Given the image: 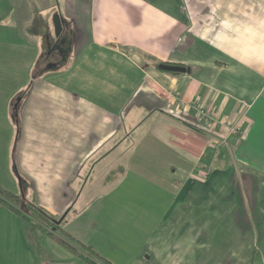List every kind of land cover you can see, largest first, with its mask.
Listing matches in <instances>:
<instances>
[{
	"label": "crops",
	"instance_id": "0c3cea01",
	"mask_svg": "<svg viewBox=\"0 0 264 264\" xmlns=\"http://www.w3.org/2000/svg\"><path fill=\"white\" fill-rule=\"evenodd\" d=\"M38 1H11L20 22L33 20L29 6ZM1 2L0 68L25 62L28 71L41 67L24 98L18 99L17 87L0 97V132L21 131L24 168H33L29 128L38 135L34 149L45 138L44 158L54 157L59 172L65 163L68 174L70 165L94 156L121 131V140L128 132L136 135L150 117L146 131L157 133V150H148L165 159L169 176L184 180L176 189L183 193L182 208L198 207L193 229L200 232L185 238L187 255L197 254L205 264H264V0H65L81 43L65 66L67 54L57 48L55 56L31 65L29 45L8 40L14 24L5 25V18L15 11L7 10L8 0ZM23 28L18 37H30L31 44L30 28ZM52 31L50 26L42 35L39 54L50 47ZM163 62L186 71L165 70ZM237 122L241 131L231 134ZM215 141L219 148L209 158ZM3 147L6 169L4 155L10 160L12 149ZM203 170L207 178L197 176ZM48 237L0 202V264H89L54 239L59 252L48 257Z\"/></svg>",
	"mask_w": 264,
	"mask_h": 264
},
{
	"label": "rangeland",
	"instance_id": "374dc122",
	"mask_svg": "<svg viewBox=\"0 0 264 264\" xmlns=\"http://www.w3.org/2000/svg\"><path fill=\"white\" fill-rule=\"evenodd\" d=\"M11 1L8 0L10 7L7 10L13 8L15 13L11 15L13 11L8 10L5 25L14 24V28H7V34L12 33L8 40L16 47H21L22 41L25 42V48L29 45L31 65L34 61L37 63L42 56L39 54L45 45L42 35L48 27H55L54 14L60 12L63 15L67 29L58 41L55 39V30L52 31L50 39L51 45L56 41L57 49L67 54L62 63L65 62L64 66L69 65L68 58H73L81 44H78L74 36L76 18L68 15L72 12V5L65 3V0L31 2L29 8L33 20L25 24L18 20L17 2ZM2 3L0 0V12L4 7ZM21 7L22 5L18 6L20 14ZM23 26L30 28L31 44L28 40L30 37H18ZM39 67L28 71L25 62V66L10 63L8 67L0 68V97L6 96L16 87L22 94L29 93L33 88L34 72L41 68ZM22 94L19 98L24 96ZM27 97L29 95L25 96ZM149 119L151 118L143 119L136 135L131 131L121 140L125 136L121 131L94 156L81 160L77 166L70 165L68 174L64 172L65 163L59 172L56 170L54 157L44 158L43 152L48 151L45 138L41 139L37 150L34 149L33 144L38 140V135L31 128L25 133L29 136H25L30 149L27 156L37 172L33 168H24L20 163L18 152L24 146L18 127L13 134L10 129L5 132V136L0 132V145H4L3 148L9 145L12 149L10 160L4 155L8 164L6 169L0 164V184L21 194L27 201H35L48 211L57 212L58 216H66L64 226L72 234L92 245L115 264H205L197 254L187 255L185 250V238L200 232L193 229V223L198 220V207H192L191 211L182 208L183 193L179 194L180 191L177 192L176 189L184 180L180 176H169L165 159L153 157L148 150H157L153 148L157 133L146 131L151 126L147 122ZM50 137H54V134ZM115 143L116 148L110 149ZM35 151H39V157L34 155ZM2 155L0 153V157ZM203 171H199L197 176L204 178ZM208 207L206 205L202 208L206 210ZM52 239L48 237L43 244L48 257L59 252L56 249L57 243H51Z\"/></svg>",
	"mask_w": 264,
	"mask_h": 264
},
{
	"label": "trees",
	"instance_id": "16d2710c",
	"mask_svg": "<svg viewBox=\"0 0 264 264\" xmlns=\"http://www.w3.org/2000/svg\"><path fill=\"white\" fill-rule=\"evenodd\" d=\"M59 38L55 36L56 41H58ZM56 41L54 42V44L51 45V39L48 38L47 45H49L50 47L47 49L48 51L46 50V53L40 56V61L38 65L40 64V62L44 61L50 56L52 55L55 56L53 52L57 48L55 46ZM21 94L22 93H20V95ZM14 110H15L14 115L17 116L18 123L20 125V118L16 113L18 112L17 107L14 108ZM210 148L213 150V152L208 154L209 158L213 157V153L215 151L211 145ZM0 202L8 206L10 210H13L21 214L28 221L33 231L39 233L40 235L47 234L49 236H52L57 243H59L60 245H62L64 248L68 249L72 253L78 255L81 259L85 260L87 263L115 264L114 262L103 256L102 254H100L92 245L86 243L85 241H82L79 237L72 234V232H70L64 226V220L66 216L61 217L56 214H53L52 212L48 211L46 208H43L42 206L36 204L35 201L25 200L21 194L14 192L11 189H8L2 184H0ZM58 231L59 234H57Z\"/></svg>",
	"mask_w": 264,
	"mask_h": 264
},
{
	"label": "water",
	"instance_id": "95a60500",
	"mask_svg": "<svg viewBox=\"0 0 264 264\" xmlns=\"http://www.w3.org/2000/svg\"><path fill=\"white\" fill-rule=\"evenodd\" d=\"M53 22H54V30H55V36L56 37H61L63 31H64V22L62 19V16L59 12L55 13L53 16ZM161 68L165 69V70H171V71H186L185 67H182L180 65H176V64H170V63H161L159 65Z\"/></svg>",
	"mask_w": 264,
	"mask_h": 264
},
{
	"label": "built area",
	"instance_id": "2783aa9c",
	"mask_svg": "<svg viewBox=\"0 0 264 264\" xmlns=\"http://www.w3.org/2000/svg\"><path fill=\"white\" fill-rule=\"evenodd\" d=\"M195 107H197V105H195ZM200 113L203 115V116H206L208 118H211V119H214V116L211 115L208 111H205L203 108H198ZM230 131L232 134H236L238 135L241 131V125H240V122H237L236 124H234L233 126H231L230 128ZM214 149H217L219 147V142L218 141H215L214 143L210 144ZM203 174L205 175L204 178L208 177L207 175L209 174L207 171H203Z\"/></svg>",
	"mask_w": 264,
	"mask_h": 264
}]
</instances>
